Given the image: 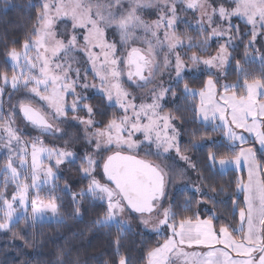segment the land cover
<instances>
[{"label": "snow or ice", "instance_id": "obj_1", "mask_svg": "<svg viewBox=\"0 0 264 264\" xmlns=\"http://www.w3.org/2000/svg\"><path fill=\"white\" fill-rule=\"evenodd\" d=\"M132 7L126 13L114 11L121 4V0H45L43 11L38 14L37 26L33 29L34 37H30L23 43V51L13 48L9 53L11 66L17 69L19 75L3 74L4 86L10 85L14 91L27 89L26 96L38 99L43 108L35 107L31 102L18 101L17 110L21 113L24 121L38 130L42 136L66 135L67 133L56 125L55 121L67 120V111H76L77 107L86 109L91 117L93 108L91 105L81 103L87 99L76 93L75 86L80 78V69L71 68V65L61 63L63 58L77 50L86 54L87 60L91 64L94 75L100 80L98 87L100 94L106 98L109 106H118L124 113L123 116L114 117L108 121L104 128H95L89 132L88 129L94 127L97 121L92 118L79 119V123L85 126L84 134L91 144L92 137H95L94 151L99 153L111 151L113 147L120 149L126 147L129 150H136L141 145H147L150 149L154 144L157 156H163L171 149L179 153L176 137L178 132L170 123L171 117L160 116L157 109L160 108L158 101L164 94L163 90L153 96L152 104H135L129 100L131 95L121 83L122 75H126L129 82L136 86H145L152 82L154 70L159 68L155 60L151 41L148 43L147 54L140 49L132 48L125 59H121L116 54L115 43H107L105 40V29L114 27L119 30L121 41L127 42L136 29H143L145 33H150L157 41L163 43L156 36V28L160 27L159 22L155 27L146 24L137 14V8L146 7L140 0H130ZM234 5L227 9L223 5L212 9V14H207L208 23H212V16L217 15L221 20L228 22V28L223 30L213 29L212 35L215 37L224 36L232 29L238 30V25L231 23L233 17L242 18L252 28V36L255 38L256 26L264 29V0H229ZM188 8H205V4L200 0H190ZM173 14L172 19L166 20L171 26L175 19V4L170 6ZM68 18L75 31L85 30L83 35L84 45H77L75 34L65 42L57 38L54 30L55 19ZM61 35H64L61 33ZM165 39L169 41L168 47L174 49L182 42L175 36L165 33ZM231 42L232 37L228 36ZM207 42L205 41V44ZM251 43V41H250ZM191 46V45H189ZM99 48L100 54L91 51L92 48ZM32 51L36 52L31 56ZM228 53L224 45L220 47V54L212 59L203 60L204 65H213L215 61L219 65L225 63ZM247 57V53H246ZM193 62L199 57L193 55ZM248 59H252L249 57ZM177 76H180L181 61L176 55ZM264 63V57H261ZM167 63V61H165ZM126 66V73L120 65ZM241 73V82L237 84L223 85L224 94L217 96L211 77L208 80L206 91H200L201 98L199 111L205 120L209 119V113L214 120L221 121L215 125L213 130L224 129V136L227 143H217L218 147H227L232 151H239L234 158L219 160L222 169L234 166L240 168L243 164L248 166V182L239 183V190L247 193L246 210H239L240 226L234 231L241 234V239H236L227 227H221L219 234L214 230L212 220H201L199 215L195 220L191 217L173 222L169 225V220L175 221L176 213L171 209L163 210L164 219L159 221V225L169 226L172 235L163 241L158 247L148 253L147 264H264V165L257 163V150L264 155V80L253 79L251 82L246 78V70L237 63ZM75 73L77 79L72 80L69 72ZM135 78V79H134ZM84 88L89 85H83ZM243 87L245 93L237 94L236 91L230 93V89ZM185 91H188L185 85ZM197 93L192 92V95ZM4 87H0V120H3V100ZM72 95L76 99L67 105L65 96ZM174 95V93H173ZM134 99V97H133ZM47 109V111H44ZM131 112V115L128 113ZM145 118L147 123H141ZM15 117L10 113L6 124L0 125V140H6L4 147L8 150V159L3 168H0V175L4 176L2 183L6 186L13 183L16 193L8 200L4 193H0V207L4 209L0 222V229H8L17 209L13 206L18 203L26 214L30 207L32 211V222H43L47 213H51V218H60V208L62 197L54 195L58 179L57 172L53 171L51 164L45 166L43 160L52 161L57 169L59 165L68 162H75L81 158L65 149L44 147L40 136L35 138V142H26L19 135V130L13 125ZM171 129L173 135H168ZM242 129L243 132L236 130ZM136 133H142L143 140H133ZM247 133V135H245ZM252 137V143L258 145V149L253 147H243ZM67 143V142H66ZM13 145L16 147L13 148ZM38 145H40L38 147ZM29 147L31 151L29 152ZM209 159L213 165L216 163V154L209 152ZM30 157V160H29ZM187 160V157H182ZM102 159V175L108 183H101L93 173L99 167L97 160L90 154H85L82 158L81 173L90 180L85 189L79 192H72L71 186L65 184L64 191L68 192L75 205L74 211L80 213L81 198L90 196L94 200L100 201L106 206V212L97 221L99 225L107 226L115 223L119 228L127 225V221L121 219V214L127 206L141 216L148 214L151 216L157 211L155 201L158 195L162 194L164 186V168L158 164L137 159L135 156L123 155L120 151H115L112 155ZM86 164L87 167H84ZM195 167V165H192ZM30 180L31 183L27 181ZM49 187V200L47 203L39 199V191L44 186ZM35 193L36 198L29 197V191ZM19 219V217H17ZM142 223L147 225L148 219H143ZM158 230V229H157ZM206 246V252L185 251V247ZM216 245L221 247L217 248ZM235 253V256L232 254ZM258 254V258L257 255ZM119 264H126L123 257Z\"/></svg>", "mask_w": 264, "mask_h": 264}, {"label": "trees", "instance_id": "obj_2", "mask_svg": "<svg viewBox=\"0 0 264 264\" xmlns=\"http://www.w3.org/2000/svg\"><path fill=\"white\" fill-rule=\"evenodd\" d=\"M43 10L42 0H0V77L3 74L11 75L13 68L8 59V53L15 48L21 50L25 40L34 35L33 29L37 26L38 14ZM196 35L185 33L184 40L195 43ZM246 39V38H245ZM194 41V42H193ZM247 43L244 41L240 47L239 55L235 63L230 67L227 79L238 81L241 73L237 63L247 73L248 80H264V64L256 59L244 60ZM207 74L190 79L186 78L178 86V93L167 104L175 115L181 130V146L192 155L195 170L202 185L201 192L177 191L173 195L171 211L176 213L175 221L191 217L195 220L211 219L219 228L228 227L236 237L239 233L234 229L240 225L239 210L245 207L244 197L239 190V183L244 171L234 169L221 171L212 166L209 152L217 157H234L239 151H232L227 147H218V143L226 144V140L220 139L219 130H213L197 118L198 95L185 91L187 87L200 90L205 86ZM3 79L0 78V83ZM184 85V86H183ZM183 86V87H182ZM9 87L6 88L3 100V117L10 113L15 115L20 122L21 113L17 112L18 96L12 94ZM12 94V96H11ZM94 107V116L100 123V127L107 125L108 121L117 117L116 106H109L101 95H93L90 99ZM3 121V120H0ZM74 138H66L62 146L77 150L81 158L75 162H66L60 171L66 176L67 183L72 192L85 189L90 183L81 173L82 158L91 150L83 129L76 126L72 130ZM53 136L47 140L48 146H55ZM204 140L203 146H195L194 143ZM35 141V140H34ZM86 151V152H85ZM111 154V153H110ZM109 153H103L107 158ZM261 165H264V156L258 153ZM101 161V160H100ZM97 168L102 175V161ZM87 167L86 164H83ZM63 176V175H62ZM62 177V178H64ZM59 178V176H58ZM3 175H0V193H4L11 200L14 186L11 182L6 186L2 183ZM58 185L57 182H55ZM49 186H44V196L49 200ZM48 188V189H47ZM54 195L62 197L60 218H51V213L46 214L43 222H32V211L29 207L25 214L19 212L8 229H0V264H119L121 257L126 259V264H146L148 253L156 243L155 236L149 233H139L132 230L123 231L117 225H99L97 221L106 212V206L100 201L88 196L81 198L80 213L77 214L71 195L59 186ZM48 202V201H47ZM3 208L0 207V222H3ZM17 213V212H16ZM19 217V219H17Z\"/></svg>", "mask_w": 264, "mask_h": 264}, {"label": "rangeland", "instance_id": "obj_3", "mask_svg": "<svg viewBox=\"0 0 264 264\" xmlns=\"http://www.w3.org/2000/svg\"><path fill=\"white\" fill-rule=\"evenodd\" d=\"M44 2L45 0H42V5ZM104 2H107V0H104ZM189 2L190 0H140L141 4L148 6L137 8L136 14L146 24L152 27H155V23L159 22L160 27L155 29L156 36L159 38L160 41L163 42L159 45L157 44L156 39L152 37L150 33H145L143 29H139V28L136 29L133 36L127 42L121 41L119 30L115 29L114 27H109L105 29L106 42L115 43L116 54L121 59H125L127 57V54L131 52L132 48L140 49L142 53L147 54V49L149 45L148 43H146V41H151L153 52L155 53V60L159 65V68L157 70H154V77L152 79V82L145 86L138 87L136 86L135 83L129 82L126 78V75H122L121 83L123 84L124 88L131 94L129 96V100L137 105L141 103L152 104L153 96L156 93L166 90L164 91V94L161 97V99L158 101L160 108L157 109V111L160 116L167 115L171 117L170 123L175 127L176 131L178 132V135L176 137V142L180 150L179 153H177L175 149H171L169 153L163 156H157L154 154L156 152V148L154 144L151 146L150 149L148 148L147 145H141L136 150H129L126 147L120 149L113 147L111 151H103L99 153L94 151L95 137H92L93 142L89 144L91 145V150L87 154L92 155L97 160L98 164L102 161L101 157L103 153L105 154L107 152L110 154L115 151H120L123 153H128L131 155L138 156L142 159L149 160L154 164H158L164 168L165 178H166L165 190L162 199L157 202V207H156L157 211H154L153 214H151V216H149L148 214L141 216L139 213H135L126 206L124 212L121 214V219L128 222L127 225L120 226V228L123 231L132 230L139 233H149L155 236L156 243L154 247L151 249V251L156 247H158L160 244H162L164 240L168 239L172 235L171 228L169 226L159 225V221L164 219L163 210L169 208L171 209V202L174 193L177 191H190V192L199 193L203 189L199 181V178L197 176L195 167H192V165H195L192 159V155L189 154L186 151V149H183V147L181 146V141H182L181 130L174 113L169 108L166 107L167 104L172 98H174V96H176V94L178 93L177 91L178 86H180L181 82H183L186 78L193 79L200 76L201 74H207L208 78L206 80L205 86L202 89L196 90L191 87H187V88L188 91L195 92L198 95L197 118L200 121H202L204 124L209 125L214 129L215 125L220 124L221 121L212 119L210 113H209V119L208 120L204 119L203 115L199 111L201 98L198 93L200 91L207 90L208 80L210 77L216 89L217 96L224 94L223 85L237 84L241 82V79L238 81H231L227 79V76L229 74L230 67L232 66L233 63H235V60L240 53L238 48L244 41H246L247 43V49H246L247 57H246V53H244V60H242L243 62L250 60L248 59L249 57H251L253 60L256 59L261 62V57H264V29L260 28L259 25L256 26V35L255 38H253L251 34L252 33L251 26L248 25L242 18L233 17L231 23L234 25H238V30L232 29L226 35L220 37H215L212 35L213 29L219 31L228 28V22L221 20L217 15H213L212 23L209 24L207 20V15H205V13L212 14V9L218 8L220 5H223L227 9L233 8L234 5L231 4L229 0H200L201 3L205 4V8L203 9H197V8L190 9L187 6ZM172 4H175V19H174V23L171 26H169L166 23V20L173 18V14L170 10V6ZM132 6L133 5L130 2V0H121L120 6L118 8H115L114 11H117L119 13H126L131 9ZM54 30L57 33V38L62 39L65 42H67V40L71 37V35L75 34L77 36V45L79 47H83L84 41L82 37L84 34H86L85 30H77L74 32L71 22L68 18L62 17L55 19ZM166 32L169 34V36L175 35L182 43L177 44V46L174 49H170L168 47L169 41L165 39ZM61 33H63L64 35H61ZM185 33L188 35L190 33L196 35L197 37L196 39H194L195 43L197 44L198 42H200L201 44L199 46L196 45V47H193L195 46L194 44H191V42L184 40ZM34 35L32 37H34ZM228 36L232 37L231 42L229 41ZM205 41L207 42L206 44ZM221 45L225 46L228 53L225 63L223 65H219L214 61L213 65H204L202 62L203 60L212 59L213 57H216L218 54H220ZM17 51L18 52L23 51V47L21 50H17ZM91 51L100 54V49L98 47L92 48ZM177 54L179 55L181 61V69H180L179 77L177 76V69H176ZM30 55L35 56L36 52L32 51ZM193 55L199 57V60L193 62V60L191 59ZM165 61H167V63H165ZM59 62L71 65V68L73 69L75 68L80 69V78L75 86V91L77 94L87 97V99L83 100L81 103L92 106L89 99L93 95H101V94L98 87H91V85L99 86L101 82L98 79V77L94 75L93 70L91 68V64L87 60L86 54L82 51L77 50L75 52L70 53L68 57L63 58ZM120 67L124 71V73H126L127 71L126 66L124 64H121ZM14 74L19 75V72L17 69L13 68V73L7 76L10 79L11 76ZM69 76L71 77L72 80L77 79L75 73L72 71L69 72ZM248 81L251 82L252 80H248ZM85 84L89 85V87L84 88L83 85ZM184 85H186V83ZM0 87H4V94L6 88L9 87L11 90L9 92H11L12 94L16 93L19 101L31 102L35 107L43 108V105L40 103L38 99H34L33 97L25 95L27 89L22 88L19 91H14L10 85L4 86L3 81L2 83H0ZM229 91L230 93L232 91H236L237 94L239 95H243L245 93L243 87L238 89H230ZM75 99L76 97L72 95L65 96L67 105H70L72 101ZM116 107L118 111L117 117L123 116L124 113L119 110L118 106ZM92 108H93V115L91 117L87 113L86 109L79 107V105L77 107V110L74 112L68 111L66 109L67 120L62 119L59 121H55V123L62 130V132L67 134L66 135L57 134L53 136L54 138H52V140L55 141L54 143L55 146L53 147L48 146L47 144L46 139H48L49 136H42L41 133L38 130L34 129L31 125L27 124L26 122L23 123L22 121L24 120L23 118L21 119L22 122H20L19 119L12 114L15 117V123L13 126L19 130V135L26 142H35L34 141L35 138L37 136H40L41 139L43 140L44 147L65 149L67 151H71L77 154V150L69 149L60 144H62V141L67 142L66 138H72V139L74 138V134H72V130L74 129V127L78 126L84 131L85 126L80 124L79 119L76 118H80V119L92 118L95 121H97L94 116V107L92 106ZM44 111H47V109H44ZM17 112L19 111L17 110ZM128 114L131 115V112H129ZM8 117L9 115H5L3 121H0V125L6 124L8 121ZM141 123H147V120L145 118H142ZM104 127H100V123L98 122L94 125V127L89 128L88 131L92 132L95 130V128H104ZM217 130H219L220 132L219 140H226L224 136V132L226 130L224 129H217ZM236 131L238 133L243 132L242 129ZM0 135H4V133L0 132ZM168 135H173L171 129H169ZM245 135H247V133H245ZM132 139L137 141H142L143 135L142 133H136L132 137ZM252 140L253 138L249 137L248 143L243 145V147L246 148L253 147L254 149H258V145L252 143ZM6 143H7L6 140H0V168L4 167L8 159V150L4 147ZM204 143L206 142L204 140H201L195 142L194 145L203 146ZM39 146L40 145H38V147ZM15 147L16 146L13 145V148ZM30 151L31 148L29 147V152ZM258 153L261 154V152L257 150V157H256L257 163L260 164V161L258 159ZM182 157H187L188 159L185 160ZM234 157H221V158L229 159ZM221 158L216 156V163L215 165L211 163L212 166L215 168H219L221 171H227L229 169H234L239 172L244 171L243 176L241 177V181L244 184H247L248 182L247 164H243L240 168H235L234 166H232L222 169L219 164V160ZM66 162L67 160L65 161V163ZM43 164L45 166L49 164L52 165L53 171L57 172V176H59V178L56 179L54 183L57 182L58 185L56 186H59L60 188L64 189L65 184H68L66 181V176L64 177V174L60 172L63 169L64 163L59 165L58 169L57 166L52 161L43 160ZM97 168L99 167H96V170L93 173L95 178L100 180L101 183H108V181L101 176L100 172L98 173ZM261 177L264 178V172L261 173ZM27 182L31 183L30 180H28ZM11 185L14 186L13 183H11ZM241 192L243 193L244 202H245V207L243 209L246 210L245 197L247 193L245 191H241ZM15 193H16V188L14 186L12 195ZM29 197L36 198L35 193L32 190L29 191ZM46 198H47L46 195L44 196V187H42L39 191V199L47 203L48 200ZM13 206L17 209L16 215L19 214V212L24 211V209H22L18 203H14ZM15 217L16 216H14V218ZM143 219H148L149 223L147 225L143 224L142 223ZM201 220H205V218ZM172 223L173 221L170 219L169 225H171ZM111 224L116 225L115 223H111ZM212 224L214 230H216L217 234H219V229L221 227L217 228L214 225L213 221ZM222 227H226V226H222ZM229 231L232 233L233 236H236L230 229ZM238 236H241V234H239ZM216 247L218 248V246ZM207 250L208 249L206 246L193 245L191 247H187V246L185 247V251L206 252ZM177 264H181V262L178 261Z\"/></svg>", "mask_w": 264, "mask_h": 264}, {"label": "water", "instance_id": "obj_4", "mask_svg": "<svg viewBox=\"0 0 264 264\" xmlns=\"http://www.w3.org/2000/svg\"><path fill=\"white\" fill-rule=\"evenodd\" d=\"M114 152H112L111 154H109V155H112ZM123 155H131V154H128V153H123V152H121ZM108 155V156H109ZM131 156H135V155H131ZM137 159H141V160H145V161H148V162H151V161H149V160H146V159H142V158H140V157H138V156H135ZM105 177V176H104ZM106 178V177H105ZM107 180V179H106ZM165 183H166V178H165V175H164V186H163V191H162V194H159L158 195V199H157V201H155L154 203H155V205H156V207H157V202L159 201V200H161L162 199V197H163V194H164V190H165Z\"/></svg>", "mask_w": 264, "mask_h": 264}, {"label": "crops", "instance_id": "obj_5", "mask_svg": "<svg viewBox=\"0 0 264 264\" xmlns=\"http://www.w3.org/2000/svg\"><path fill=\"white\" fill-rule=\"evenodd\" d=\"M234 237H235L236 239H241V238L236 237V236H234ZM216 246H218V248L221 247L220 245H216ZM232 255L235 256V253H233ZM254 255H257V258H258V254H254Z\"/></svg>", "mask_w": 264, "mask_h": 264}]
</instances>
